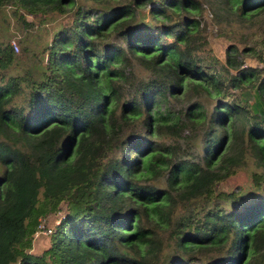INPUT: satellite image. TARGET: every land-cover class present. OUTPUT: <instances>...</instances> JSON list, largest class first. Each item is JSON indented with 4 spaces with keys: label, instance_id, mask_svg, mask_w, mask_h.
Returning a JSON list of instances; mask_svg holds the SVG:
<instances>
[{
    "label": "trees",
    "instance_id": "obj_1",
    "mask_svg": "<svg viewBox=\"0 0 264 264\" xmlns=\"http://www.w3.org/2000/svg\"><path fill=\"white\" fill-rule=\"evenodd\" d=\"M6 7L54 24L34 77L0 42V264H264V65L230 42L264 0Z\"/></svg>",
    "mask_w": 264,
    "mask_h": 264
},
{
    "label": "rangeland",
    "instance_id": "obj_2",
    "mask_svg": "<svg viewBox=\"0 0 264 264\" xmlns=\"http://www.w3.org/2000/svg\"><path fill=\"white\" fill-rule=\"evenodd\" d=\"M11 10V7H6L5 17L0 15V42L4 41L9 45L12 43L14 51L21 54V58L14 61L17 69L12 70L7 68L6 74L10 75V72L20 75L23 73H31L34 77L36 76V68H40L41 66L42 57L43 63L45 62L42 49L45 42L50 38V30H52L54 23L52 20L43 19L39 16L35 17L30 14L24 15L22 19L14 16ZM17 13H19V10H17ZM206 20L210 21L207 17ZM228 31L231 32V30ZM232 31L230 42L237 44L235 46L241 51L244 63L249 66H263L264 64L262 62H258L256 58L248 54L249 50H247L246 47L253 46L258 40L260 43H264V24L259 25L255 21L252 24L241 25V27H237ZM224 44L223 38L210 35L207 48L213 53H217L223 48ZM217 54H219V52ZM22 85L25 86V83ZM243 180L242 176L235 177L232 180H228L225 185L222 186L224 188H226V186L232 187L237 182H242ZM54 215V213L47 215L48 217L45 222L46 227L51 228V232L54 230L56 224H58L56 222H60V217L56 220L53 219ZM49 236L50 235L39 234L33 241L32 252L37 254L43 247L47 246L49 243Z\"/></svg>",
    "mask_w": 264,
    "mask_h": 264
},
{
    "label": "built area",
    "instance_id": "obj_3",
    "mask_svg": "<svg viewBox=\"0 0 264 264\" xmlns=\"http://www.w3.org/2000/svg\"><path fill=\"white\" fill-rule=\"evenodd\" d=\"M56 223H59V221H57ZM50 232H51V228L45 227L44 225H42L40 227V229L35 232L34 238H36L39 234H46V235H48V234H50Z\"/></svg>",
    "mask_w": 264,
    "mask_h": 264
}]
</instances>
